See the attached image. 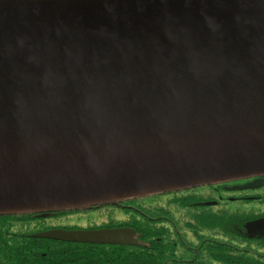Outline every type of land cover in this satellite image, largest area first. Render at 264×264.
I'll return each instance as SVG.
<instances>
[{"label":"water","instance_id":"1","mask_svg":"<svg viewBox=\"0 0 264 264\" xmlns=\"http://www.w3.org/2000/svg\"><path fill=\"white\" fill-rule=\"evenodd\" d=\"M263 176L264 0H0V215Z\"/></svg>","mask_w":264,"mask_h":264},{"label":"trees","instance_id":"2","mask_svg":"<svg viewBox=\"0 0 264 264\" xmlns=\"http://www.w3.org/2000/svg\"><path fill=\"white\" fill-rule=\"evenodd\" d=\"M200 189L128 198L52 214L90 211L100 221L94 224L97 229L134 230L137 245L30 237L24 232H11L10 228L17 222L30 224L37 217L35 213L0 215V264H168L169 258H176L183 251L180 238H217L218 243L226 239L235 247L242 245L244 216L238 205L243 202L223 199L217 200L216 205H204L206 198L197 192Z\"/></svg>","mask_w":264,"mask_h":264},{"label":"flooded vegetation","instance_id":"3","mask_svg":"<svg viewBox=\"0 0 264 264\" xmlns=\"http://www.w3.org/2000/svg\"><path fill=\"white\" fill-rule=\"evenodd\" d=\"M257 179L258 177H250L196 187L202 188L197 192L205 195L206 200L202 202L203 204L212 201L215 202L212 205H216L217 200L222 201L223 199L231 202H243L244 222L243 238H241L243 240L242 247H235L226 239L218 243L217 238H180L182 240L183 251L176 258H169L168 264H264V231L257 230L256 232L249 233L246 228V223L264 218V181L262 185L256 188L232 189ZM47 214V217L59 218V216L52 215L55 212H48ZM38 215H44V213H36V220L41 219ZM42 218L45 217L42 216ZM44 221L38 222L40 226L37 224L31 227L30 225H34L35 223L33 219L30 221V224L17 222L16 225L22 228L27 227L29 230L39 228L35 232H24L28 236L36 232L56 228L65 230L97 229L94 224L81 227L80 225L74 224L49 225ZM187 239H194L195 241L192 243ZM174 245L180 247L178 244Z\"/></svg>","mask_w":264,"mask_h":264},{"label":"rangeland","instance_id":"4","mask_svg":"<svg viewBox=\"0 0 264 264\" xmlns=\"http://www.w3.org/2000/svg\"><path fill=\"white\" fill-rule=\"evenodd\" d=\"M235 206H233L234 208ZM239 209L242 208L241 205H238ZM95 214L91 213L90 211H70L66 212V214H61L59 215V218L55 219L54 217H47L48 214L44 213V215H38L41 217V219H35L34 220V225H30L31 227L35 226L38 224V222L45 220L44 222H47V224H74V225H80L81 227H85L88 225H93V224H99L100 221L97 217L94 216ZM45 217V218H42ZM40 226V224H38ZM11 232H16V233H23V232H30L29 228L25 227H19L16 224H12L10 228ZM242 245H237V247H241ZM257 248V247H256Z\"/></svg>","mask_w":264,"mask_h":264}]
</instances>
